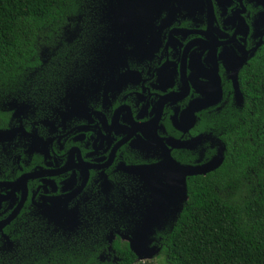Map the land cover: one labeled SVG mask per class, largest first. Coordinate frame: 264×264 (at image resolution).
Returning a JSON list of instances; mask_svg holds the SVG:
<instances>
[{
  "label": "flooded vegetation",
  "instance_id": "1",
  "mask_svg": "<svg viewBox=\"0 0 264 264\" xmlns=\"http://www.w3.org/2000/svg\"><path fill=\"white\" fill-rule=\"evenodd\" d=\"M120 1L0 101V264H36L39 245L48 263L51 241L100 240L111 263L114 239L146 246L174 215V164L210 160L208 120L264 55V0Z\"/></svg>",
  "mask_w": 264,
  "mask_h": 264
},
{
  "label": "trees",
  "instance_id": "2",
  "mask_svg": "<svg viewBox=\"0 0 264 264\" xmlns=\"http://www.w3.org/2000/svg\"><path fill=\"white\" fill-rule=\"evenodd\" d=\"M103 6L104 0H0V101L26 96L32 71L49 53L64 54L63 43L74 42L91 17L101 19ZM239 92L238 104L207 122L205 158L222 148L218 167L187 176L174 215L159 231L145 233L144 245L156 248L166 264H264V55L243 73ZM117 221L125 227L121 215L112 224ZM109 246L113 263L96 259L106 250L100 240L92 249L51 241L48 263L44 246L35 248L41 251L36 264L139 263L127 242L114 239Z\"/></svg>",
  "mask_w": 264,
  "mask_h": 264
},
{
  "label": "water",
  "instance_id": "3",
  "mask_svg": "<svg viewBox=\"0 0 264 264\" xmlns=\"http://www.w3.org/2000/svg\"><path fill=\"white\" fill-rule=\"evenodd\" d=\"M108 3H112L113 5L111 7L109 6H103V12H102V19H109L110 17L116 21L119 17L123 16L124 11L122 9V7L120 5L121 1L120 0H106ZM237 94V93H236ZM241 96L238 92V100L240 101ZM221 151L222 148L216 153V155L212 156V158L205 163L204 165H200V166H195L192 168H184L181 166H178L176 164H174V201L175 200H181L183 201L185 199V195H184V179L187 176H194V175H204L214 169H216L218 167V165L221 162ZM156 216L153 218L152 221L156 220ZM164 221V220H163ZM151 222H148L147 224L150 225ZM153 223H157V222H153ZM145 233H149L148 229L145 231ZM128 244H129V249L130 251L136 256L137 260H140L142 258H147L150 253V251L153 250L150 249L148 250L146 248V246L142 247V242H143V238L141 237V239L137 238V237H132L131 240H127Z\"/></svg>",
  "mask_w": 264,
  "mask_h": 264
},
{
  "label": "rangeland",
  "instance_id": "4",
  "mask_svg": "<svg viewBox=\"0 0 264 264\" xmlns=\"http://www.w3.org/2000/svg\"><path fill=\"white\" fill-rule=\"evenodd\" d=\"M168 217H163L160 224H154V230L160 229L163 224L165 223L163 220H166ZM159 231V230H158ZM127 242V240H126ZM157 249L154 248L150 253L148 254L149 256L147 258H142L140 260H137L139 263L138 264H166L163 256L157 253Z\"/></svg>",
  "mask_w": 264,
  "mask_h": 264
}]
</instances>
